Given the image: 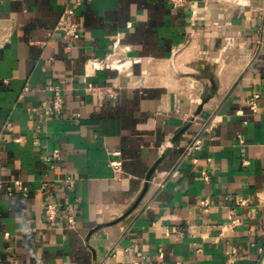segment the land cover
I'll list each match as a JSON object with an SVG mask.
<instances>
[{"label": "crops", "instance_id": "obj_1", "mask_svg": "<svg viewBox=\"0 0 264 264\" xmlns=\"http://www.w3.org/2000/svg\"><path fill=\"white\" fill-rule=\"evenodd\" d=\"M65 9L77 40L49 37ZM263 26L264 0H0V264H264ZM57 83L67 109L46 118ZM18 181L27 198L7 195Z\"/></svg>", "mask_w": 264, "mask_h": 264}, {"label": "built area", "instance_id": "obj_2", "mask_svg": "<svg viewBox=\"0 0 264 264\" xmlns=\"http://www.w3.org/2000/svg\"><path fill=\"white\" fill-rule=\"evenodd\" d=\"M170 3L176 6H182L185 3H187V0H169ZM82 5V0H77V6L80 7ZM55 33H60L71 40H77L81 36V31L79 25L72 19V11L70 9H65L58 21V24L56 25L55 29L49 34V37H52ZM44 45H47V42H43ZM257 48H258V55H264V26L262 28H259L258 30V39H257ZM117 64L113 63V65H107L102 63L99 60H91L86 65V73L88 75L94 74L95 71L100 69L101 67H115ZM29 88L26 87L25 91H28ZM48 91L51 92L52 97L49 100H45L42 103V109L44 113V117L46 118H53V117H59L63 115V113L66 111V102L63 96V88L60 84H50L48 86ZM87 91L96 94V90L89 86L87 88ZM107 92L110 95H114V91L107 90ZM261 95L256 93L252 97H250L247 100V103L250 105L252 109H256L258 105V100L260 99ZM72 116L74 118H79V113H72ZM40 123H43V119L40 120ZM6 128L9 131L13 130V126L11 123H7ZM214 129L213 121L210 123L204 125L202 127V130L196 135V137L185 147L183 153H182V161L194 156L196 153L200 152L206 142V136L212 135ZM112 160L110 161V165L112 169L114 170L115 175L120 178L123 174V161L121 158L120 152H114L112 153ZM59 158V155H54L53 157H50L47 159V164L51 169L55 168V160ZM246 164V161H244ZM204 179L206 181L210 180V176L208 173H204ZM65 184L68 189H72L75 185V180L71 177H68L65 179ZM1 187V186H0ZM42 190H46V186H42ZM7 195L8 196H14L15 193H20L23 197L27 198L29 196V188L26 187L22 182H15L13 185H9L6 188ZM258 203L260 205H264V189L261 190L257 194ZM211 203L208 199L205 201V205L208 206ZM239 206H246L248 205V202L246 200H240L238 203ZM43 211H44V218L49 224H55L60 213H61V207L55 203H44L43 204ZM68 222L71 227H73L76 223V219L73 215H70L68 217ZM242 225V219L237 216L236 209L233 208L231 210V216L230 220L225 226V229L228 232H233L237 228H239ZM189 231L192 232V228H189ZM264 235V233H263ZM159 252H162V249H159ZM234 251H231L229 254L231 255L230 263L233 262V254ZM1 261V260H0ZM14 264H20L17 261H13Z\"/></svg>", "mask_w": 264, "mask_h": 264}]
</instances>
